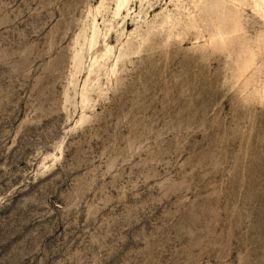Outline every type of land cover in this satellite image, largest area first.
Segmentation results:
<instances>
[{
    "label": "rangeland",
    "instance_id": "obj_1",
    "mask_svg": "<svg viewBox=\"0 0 264 264\" xmlns=\"http://www.w3.org/2000/svg\"><path fill=\"white\" fill-rule=\"evenodd\" d=\"M0 0V264H264V4Z\"/></svg>",
    "mask_w": 264,
    "mask_h": 264
},
{
    "label": "bare ground",
    "instance_id": "obj_2",
    "mask_svg": "<svg viewBox=\"0 0 264 264\" xmlns=\"http://www.w3.org/2000/svg\"><path fill=\"white\" fill-rule=\"evenodd\" d=\"M262 4H264V0H258L256 6L261 8Z\"/></svg>",
    "mask_w": 264,
    "mask_h": 264
}]
</instances>
